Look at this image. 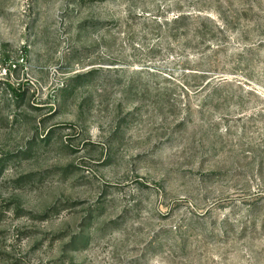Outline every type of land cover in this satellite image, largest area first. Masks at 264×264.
<instances>
[{
	"label": "rangeland",
	"instance_id": "1",
	"mask_svg": "<svg viewBox=\"0 0 264 264\" xmlns=\"http://www.w3.org/2000/svg\"><path fill=\"white\" fill-rule=\"evenodd\" d=\"M0 264H264V0H0Z\"/></svg>",
	"mask_w": 264,
	"mask_h": 264
},
{
	"label": "trees",
	"instance_id": "2",
	"mask_svg": "<svg viewBox=\"0 0 264 264\" xmlns=\"http://www.w3.org/2000/svg\"><path fill=\"white\" fill-rule=\"evenodd\" d=\"M189 19V16L180 15L174 18L173 22L178 23L180 21L186 22Z\"/></svg>",
	"mask_w": 264,
	"mask_h": 264
}]
</instances>
